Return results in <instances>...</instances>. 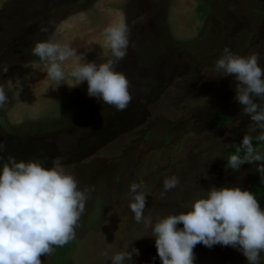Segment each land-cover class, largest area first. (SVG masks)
<instances>
[{
  "label": "rangeland",
  "instance_id": "374dc122",
  "mask_svg": "<svg viewBox=\"0 0 264 264\" xmlns=\"http://www.w3.org/2000/svg\"><path fill=\"white\" fill-rule=\"evenodd\" d=\"M201 2L209 5L204 17ZM119 23L130 36L128 55L116 66L130 81L133 99L125 111L89 97L87 82L55 88L32 55L37 41L52 39L89 62H106L111 52L103 30ZM225 47L239 56L258 54L264 67V0H0L5 159H37L49 167L59 160L81 189L94 187L76 238L41 256L42 264H111L115 253L132 247L140 250L133 264H161L151 228L136 223L129 208L132 182L143 181L144 216L153 224L187 211L213 186L249 190L258 165L246 162L233 171L226 151L244 135L264 132L251 131L250 117L234 99V78L214 71ZM81 60L65 62V71ZM75 108L86 112L76 115ZM220 113L229 120L212 125ZM172 175L180 183L160 199L163 180ZM194 252L195 264H247L230 246L198 244Z\"/></svg>",
  "mask_w": 264,
  "mask_h": 264
},
{
  "label": "clouds",
  "instance_id": "9594fccd",
  "mask_svg": "<svg viewBox=\"0 0 264 264\" xmlns=\"http://www.w3.org/2000/svg\"><path fill=\"white\" fill-rule=\"evenodd\" d=\"M41 30L47 31L46 26ZM103 35L111 52L106 62H89L70 45L52 39L37 41L32 55L43 63L55 88L87 82L89 97L125 111L133 99L130 81L116 66L128 55L129 29L124 23L110 24ZM77 55L82 60L66 72L65 62ZM259 59L258 54L239 56L225 47L214 64L218 77L234 78V99L243 115L250 117L253 132H264V67ZM6 102L7 96L0 89V108ZM240 145L238 152L243 155L230 156L228 166L236 171L246 162L255 163L264 182V154L257 152L248 135L243 136ZM6 148V143L0 141V264H42L41 256L52 255L55 248L76 238L94 187L81 189L76 177L59 160L49 167L37 159L18 160L12 155L5 159ZM179 183L175 175L165 177L160 199H165ZM144 187L143 181L130 184L129 208L136 223L151 228L161 264H195L194 249L198 244L208 248L230 246L242 253L247 264L264 261V208L252 191L240 186H213L205 196L186 205L187 211L163 216L153 224L144 216ZM134 254L139 256L140 250L132 247L115 253L111 264H133Z\"/></svg>",
  "mask_w": 264,
  "mask_h": 264
},
{
  "label": "trees",
  "instance_id": "16d2710c",
  "mask_svg": "<svg viewBox=\"0 0 264 264\" xmlns=\"http://www.w3.org/2000/svg\"><path fill=\"white\" fill-rule=\"evenodd\" d=\"M197 9L199 11H202V17H204L208 11H209V5L208 3L205 2H201L200 4H198ZM76 109V110H75ZM74 113L76 115H83V113H85L86 111L82 110V109H77L75 108ZM89 109V105L86 108V110ZM229 120V115L225 114V113H220L215 115L212 120H211V124L214 126L217 125H222L224 123H226ZM252 138V143H253V147L257 150L258 153L260 154H264V135H258V136H253ZM240 142L232 147H230L227 151H226V161L227 159L234 155V154H241L239 153L238 150L240 149ZM228 163V161H227ZM252 181L251 184L249 186V190L252 191L256 198L260 201V203H262V200H264V182L261 181L260 179V173L257 171V169L253 170L252 174Z\"/></svg>",
  "mask_w": 264,
  "mask_h": 264
}]
</instances>
